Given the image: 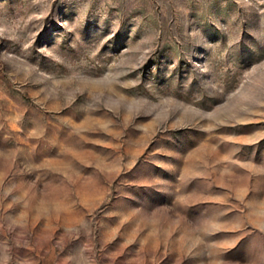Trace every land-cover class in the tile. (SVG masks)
Masks as SVG:
<instances>
[{
	"label": "rangeland",
	"instance_id": "374dc122",
	"mask_svg": "<svg viewBox=\"0 0 264 264\" xmlns=\"http://www.w3.org/2000/svg\"><path fill=\"white\" fill-rule=\"evenodd\" d=\"M0 264H264V0H0Z\"/></svg>",
	"mask_w": 264,
	"mask_h": 264
}]
</instances>
